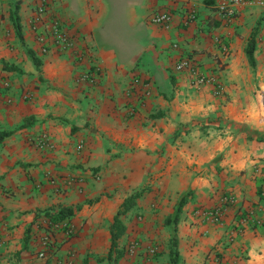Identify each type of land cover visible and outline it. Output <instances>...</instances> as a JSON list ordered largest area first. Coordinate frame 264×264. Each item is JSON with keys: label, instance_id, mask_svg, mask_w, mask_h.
<instances>
[{"label": "crops", "instance_id": "obj_1", "mask_svg": "<svg viewBox=\"0 0 264 264\" xmlns=\"http://www.w3.org/2000/svg\"><path fill=\"white\" fill-rule=\"evenodd\" d=\"M226 1L126 0L131 27L116 41L103 0H50L85 54L37 55L36 68L35 0H0V264H264V219L235 217L264 218V10L219 20ZM184 7L197 15L186 26ZM164 8L168 29L148 18ZM185 57L203 83L175 70ZM224 193L235 203L222 223L204 222L200 208ZM60 208L71 216L52 223L45 211Z\"/></svg>", "mask_w": 264, "mask_h": 264}, {"label": "built area", "instance_id": "obj_2", "mask_svg": "<svg viewBox=\"0 0 264 264\" xmlns=\"http://www.w3.org/2000/svg\"><path fill=\"white\" fill-rule=\"evenodd\" d=\"M257 5L264 10V0H228L226 2L220 3L216 9V16L219 20H230L232 19L238 8ZM184 14L179 20V24L182 26H186L192 22L196 21L197 15L196 11L191 7H184ZM41 11V9H39ZM148 18L150 22L164 27L166 29L171 27L173 15L170 9H158L149 13ZM57 22L51 21V27L49 31L51 33L57 34ZM36 28V27H35ZM37 35H41V30L36 31ZM40 41L44 39V37H38ZM174 46H176L174 44ZM262 46L264 48V39L262 41ZM174 68L177 71L181 70H189L192 74L196 75V80L198 83H203L205 78L204 75L200 74V72L193 70L192 62L188 57L179 58L178 61L175 62ZM87 75L82 76L85 78ZM82 145H80L81 147ZM235 198L231 193H224L221 195L219 200L211 206L200 208L199 215L201 219L209 224H220L222 223L223 217L226 214L229 207L234 205ZM235 217L238 221V224L241 225H251V226H260L263 221V215L260 207H248V208H240L237 207L235 210ZM141 247V243L138 241H132L127 246V253L133 255L139 248ZM145 250L148 254L154 255L156 253L155 245H147Z\"/></svg>", "mask_w": 264, "mask_h": 264}, {"label": "rangeland", "instance_id": "obj_3", "mask_svg": "<svg viewBox=\"0 0 264 264\" xmlns=\"http://www.w3.org/2000/svg\"><path fill=\"white\" fill-rule=\"evenodd\" d=\"M105 7L110 11V15L105 22V32L109 33L116 41H123L124 35L129 33L131 24L127 19L126 0H103ZM32 14L28 19V29L30 37L34 45L25 50L33 51L37 55H46L50 52L69 53L77 61L84 58V52L78 48V40L75 33H72L67 27L65 21L52 11L50 0H35ZM41 9V11H39ZM108 11V12H109ZM51 21H56L58 33L54 34L49 31ZM21 27V26H20ZM36 27V28H35ZM41 30V35H37L36 31ZM38 37H44L42 41ZM10 66L0 61V74ZM1 76V75H0ZM0 79H3L0 78ZM1 87H7V82L2 81Z\"/></svg>", "mask_w": 264, "mask_h": 264}, {"label": "trees", "instance_id": "obj_4", "mask_svg": "<svg viewBox=\"0 0 264 264\" xmlns=\"http://www.w3.org/2000/svg\"><path fill=\"white\" fill-rule=\"evenodd\" d=\"M10 19L13 23V26H14V29H15L17 35L21 38L22 35H21V27H20L19 15H18L17 3H14V2L11 3ZM26 53H27V56L29 57V59L34 64V66L36 68H38L40 65V60L37 58L36 54L31 50H27ZM246 54L248 56L249 61L251 63H253V55H252L253 54V41H250V44L248 45V47L246 49ZM9 134H10V132H0V140H2L5 136H8ZM45 214L48 215V217L50 218L52 223L58 224L62 220H64L65 218H68L71 216L72 209L60 208L59 210H57L55 212L45 211ZM116 219H117V216H116ZM176 220H177V216L173 218V221H176ZM115 226H116V224L114 223V227ZM117 234H118L117 232L112 233V239H114ZM172 243L173 244L175 243V241L173 240V237H172ZM171 259H172V263L175 262V260H176V252L173 249L171 250Z\"/></svg>", "mask_w": 264, "mask_h": 264}]
</instances>
